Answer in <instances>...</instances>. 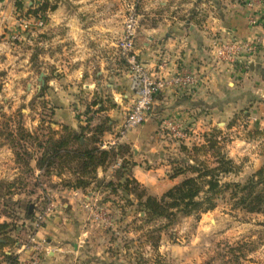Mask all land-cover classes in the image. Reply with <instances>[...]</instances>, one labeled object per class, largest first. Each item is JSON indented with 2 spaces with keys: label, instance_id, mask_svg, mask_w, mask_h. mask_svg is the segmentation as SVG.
<instances>
[{
  "label": "crops",
  "instance_id": "0c3cea01",
  "mask_svg": "<svg viewBox=\"0 0 264 264\" xmlns=\"http://www.w3.org/2000/svg\"><path fill=\"white\" fill-rule=\"evenodd\" d=\"M35 1L29 0V4L35 3L36 7L49 1L56 5L44 14L46 25L36 27L38 32L32 38L36 47L35 67L41 69L40 77L44 74L40 84L48 86L51 94L45 95L56 106L54 125L57 129L63 124L78 129L88 118L92 125L109 119L111 128L101 139L110 138L136 98L126 64L116 47V39L123 29L125 0ZM16 2L0 0L2 25H12ZM139 10L141 24L136 48L147 68L168 79L186 72L195 77L194 83L188 86L168 85L156 96L149 119L138 129H131L121 143L130 146L132 160L137 162L132 168L134 176L150 194L161 195L181 179V176L167 175L170 165H149L160 159L157 151L166 150L161 138L166 140V135H171L161 127L163 119L182 126L188 135L185 140L192 142L200 139L204 132L202 126L223 123L217 118L226 114L227 109L219 108L220 104L225 105L232 99L231 104L237 99L244 100L243 103L248 101L254 109L256 114L249 116L251 126L264 128V6L260 0H248L238 6L236 0H139ZM187 11V15L182 14ZM254 18L256 24L252 22ZM228 39L251 42L254 46L244 50L234 65L218 61L215 46ZM77 107L88 111L80 114ZM120 163L121 159L106 171L99 168V177L112 178ZM57 179L59 183L53 194L62 209L34 236L40 241L49 235L45 237L49 256L55 259V264H60L57 258L62 255L61 251L72 245L73 251L79 254L82 246L91 240L90 229L68 227L62 221L65 215H60L63 207L87 196L86 192L63 187L59 175ZM90 191H87L89 195L95 193ZM60 197L68 201L61 204ZM34 246L17 253L22 247L18 246L15 252L19 254L20 264H24Z\"/></svg>",
  "mask_w": 264,
  "mask_h": 264
},
{
  "label": "rangeland",
  "instance_id": "374dc122",
  "mask_svg": "<svg viewBox=\"0 0 264 264\" xmlns=\"http://www.w3.org/2000/svg\"><path fill=\"white\" fill-rule=\"evenodd\" d=\"M19 1L23 6L16 7V11L12 12L11 16L15 19L12 20V25L4 26L0 23V224H6L5 233L15 240L14 245L4 250L12 251L17 258L19 254L15 251L18 246H34L30 236L45 227L50 217L57 215L55 212L62 209L57 196L53 194L59 183L57 175H49L37 168L36 161L41 150L36 146L35 139L25 142L21 137L29 132L43 138L48 125L54 129L58 127L54 125L56 106L49 101L51 93L47 91L48 88L46 92L50 93L49 99L46 95L39 96L43 85L40 84L41 69L35 67L36 47L32 39L38 31L33 22L28 28L24 26L27 17H35L27 11L35 6L36 1L30 0L35 2L32 4H29V0ZM236 1L238 6L244 5L248 0ZM260 1L264 6V0ZM132 2L137 3V11L141 14L139 0H125L124 18L128 5ZM189 12L182 14L187 15ZM262 13L264 19V12ZM39 17L47 20L45 15L37 16ZM230 100L232 99H228L225 105H219V108L227 109L226 114L217 118L223 123L202 126V133L211 131L214 127L224 132V151L242 165V171L237 175L225 176L223 180H244L263 164L264 136L254 137L252 134L259 128L251 126L252 122H249V116L255 113L251 104L237 99L230 104ZM76 109L80 114L87 111L86 108ZM229 123H232L230 128ZM166 138H161L166 150L157 151L160 159L149 165H170L167 173L170 176L172 161L184 155L180 150L181 141L192 145L196 139L190 142L191 140L178 139L172 134H167ZM26 150L30 155L25 153ZM16 151L21 154L20 161L17 160ZM26 163L30 164L31 171ZM65 175L69 177L70 174L66 172ZM183 178L181 176L180 181ZM89 190L95 193L89 195L86 190L87 196H81L73 205L63 207L60 215H65L62 221L68 227L90 229L88 237L91 242L84 244L79 254L69 245L57 258L60 264H203L206 261L213 264H264V215L233 209L230 191H226L219 198L216 209L203 215L201 220L194 216L184 217L170 229L162 231L160 246L155 249L146 239L152 225L139 219L135 207L122 208L124 201L119 196L96 189L95 186ZM60 200L61 204L68 201L66 197H60ZM51 202L56 204L55 211L45 217L41 227L35 226L37 213L46 211ZM30 206L32 218L27 217ZM48 236L46 234L45 237ZM44 245L40 252L42 264L48 261H52L49 264L57 263L49 256L51 254L48 253L49 245L46 241ZM232 247L239 252V262L232 256ZM33 249L26 262L32 261L31 256L36 253ZM3 253L0 250V264H7Z\"/></svg>",
  "mask_w": 264,
  "mask_h": 264
},
{
  "label": "trees",
  "instance_id": "16d2710c",
  "mask_svg": "<svg viewBox=\"0 0 264 264\" xmlns=\"http://www.w3.org/2000/svg\"><path fill=\"white\" fill-rule=\"evenodd\" d=\"M16 4L17 7L23 6L19 0ZM55 8L56 5L44 1L37 7H30L27 12L37 17ZM31 14L28 16H32ZM47 88L45 84L40 89L39 96L43 97ZM102 107L100 105L99 109ZM231 124L229 123V128ZM110 128L109 119L92 125L88 118V122L80 125L78 129L63 124L57 130L48 125L43 138L39 134L33 135L27 131L26 135L23 134L21 137L25 142L35 139L36 146L41 150V155L36 161L37 168L49 175L53 173L59 175L63 187L86 191L95 186L96 189L119 196L124 201L121 207H135L139 219L152 225L146 239L155 249L160 246L162 231L170 229L184 217L194 216L200 219L203 213L213 211L218 206L219 198L226 191H230L233 209L264 215V161L261 167L244 180H223L225 176L241 172L242 165L225 153L226 139L224 132L218 127L203 133L199 140L192 142V145L181 141L180 150L184 155L172 161L170 177L184 178L159 196L150 194L134 176L132 168L136 162L130 157L132 152L129 145L119 144L110 149L100 147L101 136ZM252 134L254 137H263L264 128L253 131ZM25 153L30 155L27 150ZM16 157L20 161L21 154L18 151ZM120 159L121 163L114 170L112 178L99 177V168L106 171ZM26 166L32 170L29 163H26ZM66 172H69V177H66ZM140 213L144 215H139ZM32 216L30 206L27 209V217ZM5 227V223L0 224V250L4 252L8 264H20L17 255L4 250L15 242L11 235L5 233L7 230ZM231 252L235 261L239 262L237 249L232 247ZM203 264L213 263L206 261Z\"/></svg>",
  "mask_w": 264,
  "mask_h": 264
},
{
  "label": "built area",
  "instance_id": "2783aa9c",
  "mask_svg": "<svg viewBox=\"0 0 264 264\" xmlns=\"http://www.w3.org/2000/svg\"><path fill=\"white\" fill-rule=\"evenodd\" d=\"M254 1V0H252ZM34 23L36 27H43L46 25L44 18H26L24 20V26L28 28ZM141 17L137 11V3L132 2L128 5V11L124 18L123 29L121 34L116 39V47L120 57L124 60L127 68L128 76L132 82V88L135 91L136 98L127 112L122 124L108 139H101L99 145L103 149H110L126 138L128 132L135 127H138L145 123L152 114L154 101L156 96L160 94L168 85L188 86L193 84L195 77L190 72L182 73L173 76L172 78H166L157 76L151 72L146 64L139 58V54L136 48V40L140 28ZM254 24L257 23V19H252ZM254 46L253 43L228 39L226 41L216 44L215 57L218 61L226 62L234 65L239 59V55L244 50H250ZM162 128H166L174 137L178 139H185L188 135L184 128L179 124L171 121L170 119H163L161 123ZM56 204L51 202L46 211L43 213H37L35 220V226L41 227L45 217L55 211ZM30 241L35 243L34 254L32 261L24 264H42L40 252L43 250V244L45 239L37 241L34 234L30 236ZM21 249L17 253L21 252L25 248V245H21Z\"/></svg>",
  "mask_w": 264,
  "mask_h": 264
},
{
  "label": "water",
  "instance_id": "95a60500",
  "mask_svg": "<svg viewBox=\"0 0 264 264\" xmlns=\"http://www.w3.org/2000/svg\"><path fill=\"white\" fill-rule=\"evenodd\" d=\"M251 67H253V66H251ZM43 76H44V74L41 75V80H42V81H43Z\"/></svg>",
  "mask_w": 264,
  "mask_h": 264
}]
</instances>
